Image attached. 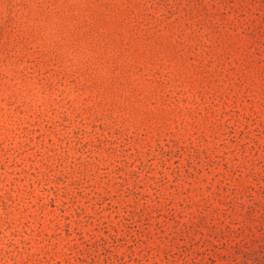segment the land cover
<instances>
[{"label":"rangeland","instance_id":"obj_1","mask_svg":"<svg viewBox=\"0 0 264 264\" xmlns=\"http://www.w3.org/2000/svg\"><path fill=\"white\" fill-rule=\"evenodd\" d=\"M0 264H264V0H0Z\"/></svg>","mask_w":264,"mask_h":264}]
</instances>
